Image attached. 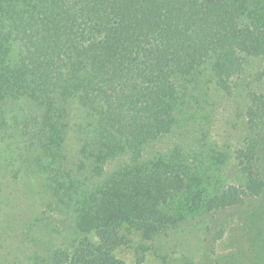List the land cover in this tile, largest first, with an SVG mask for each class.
Wrapping results in <instances>:
<instances>
[{
  "label": "trees",
  "instance_id": "obj_1",
  "mask_svg": "<svg viewBox=\"0 0 264 264\" xmlns=\"http://www.w3.org/2000/svg\"><path fill=\"white\" fill-rule=\"evenodd\" d=\"M236 95L234 147L215 118ZM2 177L38 182L18 226L54 216L67 239L0 264H145L150 248L161 264H223L169 244L193 222L217 242L222 212L248 243L261 234L248 214L264 197V0H0V224Z\"/></svg>",
  "mask_w": 264,
  "mask_h": 264
},
{
  "label": "rangeland",
  "instance_id": "obj_2",
  "mask_svg": "<svg viewBox=\"0 0 264 264\" xmlns=\"http://www.w3.org/2000/svg\"><path fill=\"white\" fill-rule=\"evenodd\" d=\"M241 101V97L236 95L230 99L219 100L220 103L217 104H221V107L218 108L215 118V131L217 129L218 134L224 133V135L230 132L233 133L234 138L230 142V145L234 147L241 144L247 132L245 119L239 115L237 109L238 106H241ZM20 105H27V103L25 101L12 103L14 111H18ZM2 179L5 181L6 190L5 197L3 198L4 201L2 202L4 211L0 225L7 230V234L0 235L1 251L6 253L12 251V249H17L20 252L18 247L30 246L32 238L37 240L38 246L41 249L50 247L55 242L67 239V235L64 233L66 231L65 225L54 216L45 220L33 232L29 230L30 227L26 228L23 224L18 226L30 214L36 215L38 212V209H36V197L32 192V190L37 188L33 187L38 182L36 181L32 184V180L29 177H25L20 182H12L9 177H7V181L5 177H2ZM33 179L37 180L35 175H33ZM252 202L255 211L252 215L248 214V221L256 227V230L261 231V234L253 233L251 244L246 240L248 236L242 237L241 233L243 231H240L241 226L238 216L231 215L230 213L231 216L226 217L224 215L225 212H222L219 215L220 218L222 217L220 224L225 226L226 232H224L222 238L218 239L219 241H213L215 229L209 231L207 234L198 224H193V222L188 223L184 229L178 230L174 234L175 239L169 244L170 250L175 252L174 256H195L200 261L204 260L205 254L208 253V259L206 257L207 261L218 259L223 264H264V197ZM53 215L57 216L55 213ZM7 219L9 220L8 222ZM27 233L30 235H27ZM140 241L139 236L135 234L133 246L123 248L119 254L126 260L133 261V253ZM208 244L209 248L207 247ZM209 249L210 251L208 252ZM228 256L231 257L229 263L226 262V257ZM145 264H161V259L151 248L146 252Z\"/></svg>",
  "mask_w": 264,
  "mask_h": 264
}]
</instances>
